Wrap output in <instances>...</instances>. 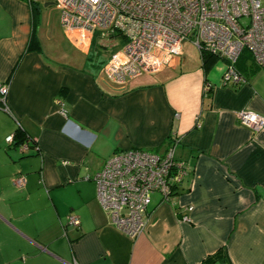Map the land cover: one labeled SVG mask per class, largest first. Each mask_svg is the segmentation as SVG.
<instances>
[{
  "label": "crops",
  "instance_id": "obj_1",
  "mask_svg": "<svg viewBox=\"0 0 264 264\" xmlns=\"http://www.w3.org/2000/svg\"><path fill=\"white\" fill-rule=\"evenodd\" d=\"M41 4L0 0V264H264V130L235 116H264V72L248 59L247 83L225 87L221 60L205 73L181 53L121 88L103 72L113 53L92 63L96 30L81 45L57 11L55 33L39 37ZM171 142L192 170L169 200L151 194L145 231L129 238L93 174L116 151Z\"/></svg>",
  "mask_w": 264,
  "mask_h": 264
},
{
  "label": "built area",
  "instance_id": "obj_2",
  "mask_svg": "<svg viewBox=\"0 0 264 264\" xmlns=\"http://www.w3.org/2000/svg\"><path fill=\"white\" fill-rule=\"evenodd\" d=\"M38 1V0H34ZM59 13L64 32L79 37L81 45L99 29L105 36L121 35L124 44L105 63L106 78L123 88L143 74H153L181 54L189 39L224 64L221 85L247 83L236 68L246 49L257 66L264 67V0H39ZM211 90L203 83V96ZM7 85L0 84V105L6 108ZM238 123L252 131L264 130V116L242 108ZM198 124V123H197ZM199 125V124H198ZM7 142L13 137L8 136ZM23 145L22 150H26ZM175 142L161 152L129 148L114 152L93 174L96 198L111 224L129 238L145 231L147 207L153 192L169 200L192 166L175 158ZM17 186L24 177L18 176ZM191 210V208H189ZM189 221V216H183ZM67 223L79 226L74 215Z\"/></svg>",
  "mask_w": 264,
  "mask_h": 264
},
{
  "label": "rangeland",
  "instance_id": "obj_3",
  "mask_svg": "<svg viewBox=\"0 0 264 264\" xmlns=\"http://www.w3.org/2000/svg\"><path fill=\"white\" fill-rule=\"evenodd\" d=\"M39 14H38V23H37V34H39V37L44 36V31H48L50 33H55L54 29L57 25V17L58 13L57 10L54 9L53 5H48L44 7V4H41L39 7ZM101 31L97 29L95 31V46H97V52L93 56V64L97 67L101 68V66L107 61L108 57L114 53L117 52L122 45L124 44V39L121 35H114L113 37H107L101 36ZM42 52L45 56H48V51L45 48V44L43 43ZM181 53L184 58L187 59L188 64L191 65H199L200 55L198 48L193 45V43L187 39L182 43L181 46ZM258 67V66H257ZM259 69L264 72V67L259 66ZM143 75H149V74H143Z\"/></svg>",
  "mask_w": 264,
  "mask_h": 264
},
{
  "label": "trees",
  "instance_id": "obj_4",
  "mask_svg": "<svg viewBox=\"0 0 264 264\" xmlns=\"http://www.w3.org/2000/svg\"><path fill=\"white\" fill-rule=\"evenodd\" d=\"M199 55H200V60H201V68L203 69V71L206 73L210 70V68L214 65V63L217 61V58L215 56H213L212 54L206 52V51H199ZM248 59L252 60V57L250 55V53L244 49L242 51V53L240 54L239 58L237 59L236 62V68L238 69V71L246 78V74L243 71L244 70V66L248 65ZM253 62V60H252ZM254 63V62H253ZM255 64V63H254ZM244 65V66H243ZM256 65V64H255ZM257 66V65H256ZM259 67V66H258ZM15 69V67H14ZM13 69V71H14ZM13 71L11 72V74L13 73ZM247 80V78H246ZM241 87V86H240ZM239 87H236L235 89H238ZM211 91V90H210ZM209 91V92H210ZM23 140V139H22ZM20 140V141H22Z\"/></svg>",
  "mask_w": 264,
  "mask_h": 264
},
{
  "label": "water",
  "instance_id": "obj_5",
  "mask_svg": "<svg viewBox=\"0 0 264 264\" xmlns=\"http://www.w3.org/2000/svg\"><path fill=\"white\" fill-rule=\"evenodd\" d=\"M45 5H51V3H46Z\"/></svg>",
  "mask_w": 264,
  "mask_h": 264
}]
</instances>
